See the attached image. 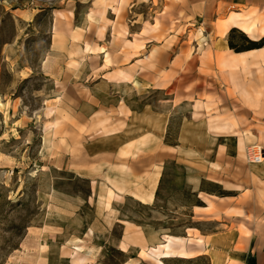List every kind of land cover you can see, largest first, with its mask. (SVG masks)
<instances>
[{
  "label": "rangeland",
  "instance_id": "rangeland-1",
  "mask_svg": "<svg viewBox=\"0 0 264 264\" xmlns=\"http://www.w3.org/2000/svg\"><path fill=\"white\" fill-rule=\"evenodd\" d=\"M233 11L260 15L258 8L248 12L235 5L218 10L210 25L221 33L220 25ZM102 12L88 0H0V264H143L140 256L151 261L153 256L144 249L122 251L126 247L119 242L127 233L114 225L120 219L168 229L167 233L181 237L187 236L186 228L190 238L197 236L200 242L195 248L187 239V249L204 252L211 239L204 235L221 224L229 229L224 224L231 218L223 213L229 207H245L242 201L221 200L196 189L176 151L156 154L160 165L156 170L161 169L163 177L151 207L122 196L113 181L124 179L121 172L130 170L127 160L137 155L136 142L123 153L116 148L135 135L127 119L129 109L142 107L148 98L169 99L172 90L138 94L130 86L111 91L97 85L98 53L103 47L96 35L105 28ZM198 30L189 23L172 26V32L190 31V50ZM190 73L189 79L195 81L197 73ZM194 91L214 90L188 88L179 90L178 97ZM114 95L120 97L121 107L133 103L119 110L111 99ZM178 123L172 121L166 144L178 143ZM110 134L115 138L97 141ZM99 142H110L112 153L94 154ZM208 155V161L214 155L215 161L224 160L214 150ZM250 156L246 148V164L253 162ZM125 179L129 189L124 192H133L131 187L140 183ZM259 220L264 225L262 217L253 221L258 232ZM134 235L144 237L141 232ZM86 249L93 254L77 261ZM209 257H173L170 264H205Z\"/></svg>",
  "mask_w": 264,
  "mask_h": 264
},
{
  "label": "crops",
  "instance_id": "crops-1",
  "mask_svg": "<svg viewBox=\"0 0 264 264\" xmlns=\"http://www.w3.org/2000/svg\"><path fill=\"white\" fill-rule=\"evenodd\" d=\"M88 1L94 7L102 8V23L105 25L96 35L99 46L103 47L98 53L100 80L97 85L111 91L130 86L138 94L172 90L169 99H158L156 102L148 98L142 107L132 106L129 109L127 119L134 128L135 135L131 141L136 142L133 152L137 155L127 160L130 170L121 173L124 178L140 182L136 189L131 187V190L135 192L149 188L156 173L158 185L162 174L161 169L156 170L160 166L155 162L156 154L178 152L182 159L180 166L188 172L191 177L188 182L196 189L200 188L205 194L221 200L242 201L245 206L229 207L223 213L231 218L224 224L229 227L228 230L221 228V224L210 235H204L211 238L215 249L225 254L221 259L209 255L205 264H264V232H261L264 225L258 221L259 232L253 226L256 218H264V159L248 164L244 161V152L249 144L262 145L260 147L264 149V45L236 51L229 45L231 29L247 32L231 25L223 34L210 25L212 20L217 19L218 10L230 9L235 5L244 6L248 12L258 8L260 15L251 18H264V0ZM177 23L183 26L193 24L196 30L200 29L192 42V50L188 43L190 31L172 32V26ZM201 26H208L207 30L203 31ZM87 35L84 33L83 38ZM231 37L236 41L234 33ZM190 70L197 73L195 81L189 79V74L190 77L192 75ZM188 88L214 91H194L193 94L178 97L179 90ZM177 98H180L178 103ZM111 99L122 111L133 103L130 101L121 107L120 97L114 95ZM116 118L114 116V120ZM176 119L179 121L178 143L172 146L166 144L165 139L172 121ZM186 123L194 128L190 139L184 141L182 136ZM248 126L251 127L250 133L246 131ZM237 130H242V133ZM191 136L195 138L191 139ZM110 147V142H99L94 154L99 157L110 154ZM219 147L223 149L222 152H219ZM211 150L223 154L224 160L215 161L214 155L213 160L208 161ZM144 155L147 159L145 162L141 161ZM105 170L106 173L110 171ZM156 190L157 186L153 200L146 203L133 192H123L122 196L134 198L151 207L158 199ZM115 224L127 233L126 238L119 242L126 247H121L122 251L127 253L140 251L141 244L150 246L160 241V235L170 234L166 232L168 229L159 231L138 221L120 219ZM186 230L185 238L199 248L198 237L190 238L192 235ZM140 232L144 233V237L134 235ZM130 238L133 239L128 240ZM199 253L183 259L197 260L202 255V252ZM172 258L160 259L164 264H170ZM140 261L143 264H162L155 257L148 261L140 256Z\"/></svg>",
  "mask_w": 264,
  "mask_h": 264
},
{
  "label": "bare ground",
  "instance_id": "bare-ground-1",
  "mask_svg": "<svg viewBox=\"0 0 264 264\" xmlns=\"http://www.w3.org/2000/svg\"><path fill=\"white\" fill-rule=\"evenodd\" d=\"M231 25L239 26L244 31H246L248 36L252 40H260L264 36V18L253 20L251 17L244 15L241 12H235L233 11L220 25L221 33H226L227 30ZM0 105H2L0 103ZM194 126L190 125V123L185 124V130L184 134L182 136V139L188 140L190 139L189 136L193 131ZM200 131V129H198ZM116 135H103L99 137L97 141H104V140H110L115 138ZM195 138L194 136H191ZM203 138H201L202 140ZM134 141H129L123 146L116 147L118 149V152L123 153L125 152L126 147H130ZM224 147V146H222ZM248 154L250 156V160L253 162H259L261 159L259 158L260 155L261 158L263 157L261 150V147L258 144H249L247 147ZM158 173H156V177L153 178L149 188L146 189H138V191L133 192L135 196H137L140 200L143 202H151L153 200V194L155 191V187L157 186L158 181ZM115 186L120 189L122 192L126 191L128 188V180L127 179H116L113 181ZM133 238H130L128 240H132ZM202 242V241H201ZM209 246L204 249V252L202 254L211 255L214 259H221L223 256H225L224 253L220 252L218 249H215L213 247V242L211 239H208ZM203 243V242H202ZM187 239L185 237L171 235V234H164L161 237V240L156 242L155 244H152L150 246H147L146 244H141L143 251L149 252L153 257L157 258L162 264V260L160 258L165 257H179V258H192L197 256V254L191 252L186 247ZM93 251L91 249H86L82 256L77 258V261H84L88 256L92 255Z\"/></svg>",
  "mask_w": 264,
  "mask_h": 264
},
{
  "label": "trees",
  "instance_id": "trees-1",
  "mask_svg": "<svg viewBox=\"0 0 264 264\" xmlns=\"http://www.w3.org/2000/svg\"><path fill=\"white\" fill-rule=\"evenodd\" d=\"M235 35V40L232 39V35ZM240 36L241 42L238 40V37ZM241 43H244L241 45ZM229 45L232 49H235L236 51H241L243 49H251V48H257L264 45V37L260 39L259 41L252 40L247 36L245 32L238 28H233L230 31V37H229Z\"/></svg>",
  "mask_w": 264,
  "mask_h": 264
}]
</instances>
